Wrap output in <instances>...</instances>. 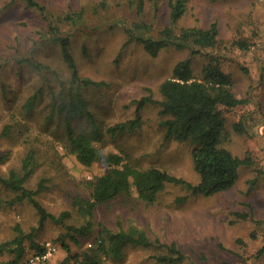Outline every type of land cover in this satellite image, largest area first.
Listing matches in <instances>:
<instances>
[{"label":"rangeland","instance_id":"obj_1","mask_svg":"<svg viewBox=\"0 0 264 264\" xmlns=\"http://www.w3.org/2000/svg\"><path fill=\"white\" fill-rule=\"evenodd\" d=\"M11 1L0 0V155L9 154L0 164V175L8 177L11 170L22 175L23 159L33 148L36 160L26 187L35 190L45 179L46 189L38 200L57 216L68 212L65 223L75 227L83 226L85 219L74 201L89 198V182L107 172L110 154L140 169L156 167L193 184L199 182L192 158L199 145L165 140L160 115V86L191 50L170 46L152 57L136 41L126 45L128 29L146 38L161 37L169 25L166 1L145 0L140 14L139 0H37L52 15L61 35L69 37L80 75L103 84L83 90L102 130L95 143L99 159L91 167L79 164L67 150L65 124L56 116L49 120L60 92L70 87V72L60 47L49 39V22L24 0L10 5ZM83 7L82 22H58ZM214 22L223 46L219 51L223 70L235 81V96L248 99V104L226 114L221 147L237 158L249 157L252 163L239 168L231 189L212 196L167 185L154 204L141 200L134 190L132 195L99 206L88 236L73 234L79 244L65 239L72 254L89 252L104 228L118 231L121 225L125 230L145 232L152 241L176 243L186 256L181 264H264V254L259 255L264 247V0H187V12L175 33L183 28L207 29ZM237 40L247 42L250 50L236 47ZM207 61V53L193 56V80H202ZM149 94L156 103L141 110L140 130L111 136L107 128L134 119L136 102ZM34 97L33 113L26 116L24 105ZM241 121L243 130L238 132L235 126ZM6 125L13 128L8 136H1ZM73 126L75 134L91 132L85 118L73 121ZM16 195L0 186V245L14 239L20 228L40 246L54 242L58 250L51 264H58L67 257L59 241L67 229L50 220L39 227V217L27 201L8 203ZM30 244L24 240L22 262L31 252ZM161 252L130 246L123 259L103 258L102 264H159L153 256ZM12 258L7 250L0 253V262Z\"/></svg>","mask_w":264,"mask_h":264},{"label":"trees","instance_id":"obj_2","mask_svg":"<svg viewBox=\"0 0 264 264\" xmlns=\"http://www.w3.org/2000/svg\"><path fill=\"white\" fill-rule=\"evenodd\" d=\"M27 7L40 12L49 22L50 37L60 47L63 61L70 72V87L60 92L59 101L53 107V116L58 117L66 126L68 136L66 140L67 150L73 154L79 164L91 167L99 159V150L95 143L101 139V127L98 125L90 110L89 100L83 90L91 87H101L103 84L80 75L78 64L71 52L69 37L62 36L61 30L54 23L51 14L45 6L37 0H24ZM144 1H138V13L144 11ZM162 1V0H154ZM169 9V25L161 31V37H143L136 35L132 29H128L130 35L126 45L136 41L143 45L144 50L152 57H157L160 52L170 46L189 48L190 56L180 61L173 70L172 77L162 82L160 92L163 100L160 102V115L163 117L162 125L165 127V140L179 143L198 144L199 147L192 151L194 168L199 176V182L193 184L182 177H178L156 167L146 169L137 168L129 163H124L120 156L110 154L106 158L108 170L102 176L95 178L90 183L91 193L89 198H77L74 205L85 219V224L75 227L65 223L70 216L64 212L57 216L43 206L38 200V195L46 189L45 179L38 182L37 188L31 190L26 183L33 174L35 164V150L30 148L22 162V175L11 170L8 177L0 175V186L17 193L8 203L13 205L27 201L36 211L39 217V227H43L48 220L55 224L63 225L67 234L61 236L59 241L67 252V257L58 264H102L103 258L121 260L125 256L127 248L138 246L143 248H156L161 253L153 256L159 264H181L186 260L185 254L176 243L164 244L159 239L152 241L145 232L129 228L125 230L119 225L118 231L106 228L102 230L96 240V247L91 245V250L82 254H72L70 246L65 242L70 237L76 244L79 241L73 234L86 237L90 234L94 225L96 209L106 205L121 195H132L135 190L138 197L148 204H154L158 195L167 185L182 186L193 195L212 196L231 189L237 182L239 168L242 165L252 163L249 157L243 159L235 157L229 150L221 147L224 122L226 114L232 110L248 104V99H239L233 90L235 81L222 67L220 54L222 41L219 39V27L216 22L207 29L201 27L183 28L176 34L178 23L187 12V0H164ZM15 0H12V5ZM86 8L73 11L58 22L80 23L85 18ZM57 22V23H58ZM143 29V27H136ZM242 51L250 50V45L244 40L234 42ZM212 50L213 53L207 51ZM207 53L208 61L203 66L202 80L192 78V58L196 54ZM40 65V64H39ZM37 97L29 98L24 105L26 116L33 113ZM136 116L132 120L116 123L107 128L111 136L121 134H134L142 125L141 110L149 103H156L149 94L137 101ZM85 118L90 124L91 132L75 134L73 121ZM13 126L6 125L1 136H8ZM236 131L243 130L242 121L235 126ZM9 154L0 155V164L5 163ZM185 199V198H183ZM18 235L11 241L0 245V253L7 250L12 255V260L2 261L0 264H26L33 251L41 246L33 241V235H26L20 228L16 229ZM30 241V253L22 262L26 253L24 240ZM166 252V253H165ZM264 254V247L259 250V255Z\"/></svg>","mask_w":264,"mask_h":264},{"label":"built area","instance_id":"obj_3","mask_svg":"<svg viewBox=\"0 0 264 264\" xmlns=\"http://www.w3.org/2000/svg\"><path fill=\"white\" fill-rule=\"evenodd\" d=\"M57 250L58 246L54 242H45L40 249L32 252L28 257L26 264H51Z\"/></svg>","mask_w":264,"mask_h":264}]
</instances>
